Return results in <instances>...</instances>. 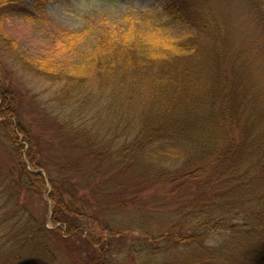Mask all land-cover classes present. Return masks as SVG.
Segmentation results:
<instances>
[{
  "label": "trees",
  "instance_id": "1",
  "mask_svg": "<svg viewBox=\"0 0 264 264\" xmlns=\"http://www.w3.org/2000/svg\"><path fill=\"white\" fill-rule=\"evenodd\" d=\"M46 1L33 0L29 8L22 0H0V41L8 52L17 54L24 48L9 36L5 23L21 13L37 24ZM208 12L195 0H169L154 16L151 12L124 14L114 26L88 21L79 30L63 34L56 48L51 45L41 53L34 49L20 52L31 71L62 85L64 93L80 97L81 105H93L95 112L88 119L94 124L84 122V117L75 131L85 134L90 155L109 164L107 172L112 178L124 172L135 182H169L173 195L183 190V197L173 202L180 222L169 233L147 226V219L138 223L140 237L131 252L140 262L210 264L220 257L232 262L234 256L233 264H239L251 256L252 240L264 239V130H253L254 115L243 111L245 104L237 98L224 64L226 37L216 32ZM135 19L151 24L140 28ZM179 25L189 26L183 37L174 35ZM61 52L67 54L64 61L51 63L50 57ZM3 83L0 102H6V107L0 108V118L17 144L18 127L12 120L16 108L9 106L14 92ZM19 147L23 149V145ZM201 171L211 172L212 180L204 182L201 190L187 192L189 182ZM61 193L69 196L60 195L58 205L71 210L65 217L56 216L55 226L69 222L72 215L83 216L88 207L103 208L104 199L97 196L88 202L76 193ZM129 202L118 201L123 205ZM91 219L102 227L106 224L96 214ZM193 220L201 223V231L218 227L242 233L240 249L244 251L231 254L224 242L219 248L202 245L197 229L190 235L189 230L177 226H188ZM63 230L59 226L17 234L16 243L24 242L33 254L27 258L10 255L11 261L53 264L52 244L46 241L33 247L34 240L37 235L40 239L60 236ZM82 234L72 238L81 239V253L88 254L85 263L108 264V254ZM255 259L256 264H264V251Z\"/></svg>",
  "mask_w": 264,
  "mask_h": 264
},
{
  "label": "rangeland",
  "instance_id": "2",
  "mask_svg": "<svg viewBox=\"0 0 264 264\" xmlns=\"http://www.w3.org/2000/svg\"><path fill=\"white\" fill-rule=\"evenodd\" d=\"M168 1L47 0L37 24L21 13H15L5 23V30L17 39L25 51L34 49L41 53L45 47L53 45L56 48V42L63 34L79 30L88 21L114 26L124 14L151 12L154 16ZM195 1L200 3L202 10L210 12L216 32L226 37L224 64L233 80L235 94L245 104L243 111L249 110L254 115L253 130H264V0ZM32 2L22 0L29 8ZM136 22L140 28L151 24ZM188 29L189 26L179 25L172 34L183 37ZM24 50L20 49V52ZM20 52L17 53L20 57L8 52L0 41V84L4 82L14 92L9 106L16 108L12 120L18 127L19 135V143L16 144L3 118H0V264H13L10 255L27 258V255L33 254L28 252L27 246L22 244L24 242L16 243L14 238L17 234L26 229L37 233L40 228L51 230L59 226L64 227L60 236L52 234L49 238L40 239L37 235L33 244V247H41L46 241L48 245L52 244L53 264H86L88 254L81 253V239L72 238L80 232L95 246L97 243L104 255L108 254V264L152 263V259L147 262L136 260L131 252L132 244L140 237L138 223L147 219V226L169 233L174 224L180 222L173 202L183 197V190L173 195L169 182H158L152 186L135 182L124 172L112 178L107 172L109 164L90 155L85 134L75 131L84 117L87 118L84 122L94 124L88 119L95 112L93 105L88 102L81 105L80 97L64 93L62 85H55L31 71L24 63L26 57ZM64 55L67 54L58 53L50 57V62L64 61ZM0 97L3 94L0 93ZM5 104L1 103L0 108L6 107ZM97 127L98 124L95 130ZM19 145H23V149ZM212 178L211 172L206 174L201 171L196 180L189 182L187 192L201 190L204 182H210ZM94 187L97 189L94 190ZM124 189L129 192L125 193ZM61 191L76 193L77 198L85 201L96 200L97 196L104 199L103 208L88 207V212H83L80 218L72 215L69 222H59L55 226L54 218L65 217V212L71 210L68 206L67 209L58 205L56 199L62 196ZM68 196L65 193L62 197ZM127 199L130 201L127 204L118 203ZM93 214L99 216L105 226L91 219ZM4 222H8L7 225ZM177 226L183 231L189 230L190 235L197 229V238L202 245L219 248L224 242L231 254L244 251L240 249L244 235L235 233L233 229L220 230L216 227L211 232H205L199 229L201 223L195 220L188 226ZM251 245L253 253L249 259L248 256L242 258L239 264H256L254 258L264 251V239L263 242L252 240ZM247 250L250 252L249 248ZM233 259L231 262L220 257L210 264H233Z\"/></svg>",
  "mask_w": 264,
  "mask_h": 264
}]
</instances>
